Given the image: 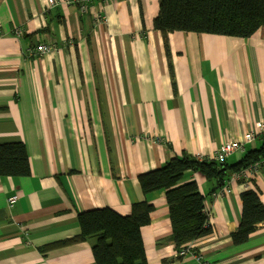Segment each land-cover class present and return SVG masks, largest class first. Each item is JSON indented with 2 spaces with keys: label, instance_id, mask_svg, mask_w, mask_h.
<instances>
[{
  "label": "crops",
  "instance_id": "obj_1",
  "mask_svg": "<svg viewBox=\"0 0 264 264\" xmlns=\"http://www.w3.org/2000/svg\"><path fill=\"white\" fill-rule=\"evenodd\" d=\"M159 10L160 0L96 1L86 13L48 0H0V143L24 142L31 167L28 176L0 175V264H96L89 240L39 247L78 235L80 212L127 215L143 200L154 206L142 227L148 264H199L170 239L166 190L145 193L139 176L183 151L213 158L264 120V27L249 37L170 32L175 92L154 28ZM41 43L54 49L36 52ZM233 175L226 191L200 171L185 172L182 182L198 183L211 212L212 232L191 243L218 264H264V223L242 244L231 237L241 193L257 186L264 202V163L247 182Z\"/></svg>",
  "mask_w": 264,
  "mask_h": 264
},
{
  "label": "trees",
  "instance_id": "obj_2",
  "mask_svg": "<svg viewBox=\"0 0 264 264\" xmlns=\"http://www.w3.org/2000/svg\"><path fill=\"white\" fill-rule=\"evenodd\" d=\"M264 27V0H160V10L154 19V28L164 38L169 68L176 83L171 60L169 33L174 31L212 33L249 37ZM264 160V139L259 147L247 149L242 159L234 164L213 158L195 157L186 151L158 168L140 174L139 181L145 193L166 190L172 233L170 239L176 248L212 232L209 215L204 211L206 196L195 180L182 182L188 170L202 172L215 178L219 186L227 185L230 173H239L256 161ZM31 173L29 154L22 141L0 143V175L28 176ZM247 182L246 179H239ZM251 180V179H249ZM227 188V187H226ZM243 202L239 227L232 232L235 244L246 242L250 234L264 223V202L256 186L241 193ZM154 206L137 201L130 214L123 215L109 207L95 208L78 215L81 231L68 239L39 247L43 253L70 243L89 240L96 264H148L142 227L150 224Z\"/></svg>",
  "mask_w": 264,
  "mask_h": 264
},
{
  "label": "built area",
  "instance_id": "obj_3",
  "mask_svg": "<svg viewBox=\"0 0 264 264\" xmlns=\"http://www.w3.org/2000/svg\"><path fill=\"white\" fill-rule=\"evenodd\" d=\"M96 1H100L101 3H107L112 0H48V6L51 8L58 5L60 6L76 5L78 6L81 12L86 13L90 10V7L93 6V4ZM97 19L98 20L103 19V16L100 14V12L97 13ZM18 33H20V31H18ZM53 49H54L53 44L46 45L45 43H41L37 47H35L36 52H43V53L50 52ZM257 138H261L262 140L264 139V120L255 122L249 130L244 132V134L240 139H228L224 141L220 145V147L216 150L213 159L219 162H223L236 151L246 152L247 145L253 142ZM263 163L264 160L256 161L252 163L249 167L241 170L239 173L234 174L233 177L238 180L246 179L247 181H249V179L253 175L257 174L260 171V168L263 165ZM226 187L225 190L229 191V189H227ZM8 200H9L8 201L9 205L13 207L18 200V195H13ZM204 211L210 217L211 214L210 206L205 205ZM177 253L179 256L192 254L199 264H218L208 260L199 251L195 250L191 242L184 244L180 248H178Z\"/></svg>",
  "mask_w": 264,
  "mask_h": 264
},
{
  "label": "rangeland",
  "instance_id": "obj_4",
  "mask_svg": "<svg viewBox=\"0 0 264 264\" xmlns=\"http://www.w3.org/2000/svg\"><path fill=\"white\" fill-rule=\"evenodd\" d=\"M259 145V144H258Z\"/></svg>",
  "mask_w": 264,
  "mask_h": 264
}]
</instances>
